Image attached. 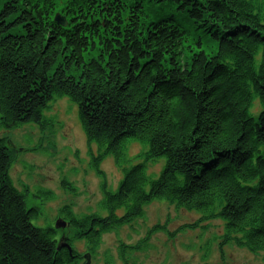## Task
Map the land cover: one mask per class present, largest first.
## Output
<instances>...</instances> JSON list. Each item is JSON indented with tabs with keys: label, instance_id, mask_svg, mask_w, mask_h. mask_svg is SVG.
<instances>
[{
	"label": "trees",
	"instance_id": "trees-1",
	"mask_svg": "<svg viewBox=\"0 0 264 264\" xmlns=\"http://www.w3.org/2000/svg\"><path fill=\"white\" fill-rule=\"evenodd\" d=\"M57 10L67 27L53 20ZM208 23L222 31L215 54L187 60L184 40ZM54 95L77 103L88 138L106 148L99 159L119 158L135 139L167 162L148 193L142 164L125 169L115 191L102 186L106 216L60 209L88 244L152 199L211 215L223 201L216 214L226 231L264 244V110L259 126L246 113L254 96L264 106V0H3L0 125L38 122ZM9 161L1 139L0 264H76V251L32 224L37 212L26 210Z\"/></svg>",
	"mask_w": 264,
	"mask_h": 264
},
{
	"label": "rangeland",
	"instance_id": "rangeland-1",
	"mask_svg": "<svg viewBox=\"0 0 264 264\" xmlns=\"http://www.w3.org/2000/svg\"><path fill=\"white\" fill-rule=\"evenodd\" d=\"M213 31L208 23L190 32L183 42L187 60L200 50L209 56L215 54L218 39L214 36L220 39L222 31ZM260 54L261 49L254 55L256 67ZM263 110L254 96L246 113L259 126ZM1 139L10 153L9 178L22 193L26 189V207L38 211L32 224L44 229L54 227L57 235L70 238L78 250H74L78 253L76 264H264V244L246 245L241 242L242 233L226 231L225 220L216 214L223 201L215 202V213H206L203 220L199 210L152 199L141 206L140 215L132 216L129 225L122 223L101 233L98 242L88 244L75 233L72 237L61 208L70 206L78 216L93 212L106 216L107 212L100 208L102 186L106 191H115L124 178V170L137 164L143 165V173L150 178H158L165 158L148 157L146 143L128 139L119 158L109 152L99 159L106 148L88 138L77 103L68 96L54 95L44 100L38 122L12 128L0 125ZM258 151L256 156L264 157L263 145ZM124 214L123 207L115 212L117 217ZM128 237L132 238L130 242ZM124 241L129 242V247ZM132 244L135 248L130 247Z\"/></svg>",
	"mask_w": 264,
	"mask_h": 264
},
{
	"label": "bare ground",
	"instance_id": "bare-ground-1",
	"mask_svg": "<svg viewBox=\"0 0 264 264\" xmlns=\"http://www.w3.org/2000/svg\"><path fill=\"white\" fill-rule=\"evenodd\" d=\"M4 2H6V0H4ZM59 96H64V95H59ZM76 103V102H75ZM25 123H22V124H20L19 125V127L20 126H23ZM165 158V157H164ZM166 158H165V161H164V164H163V168L165 167V165H166ZM163 168L161 169V171L163 170ZM160 171V172H161ZM144 175L146 176V181H145V183H144V185H143V191L145 192V193H148L149 192V189H150V186H151V182L152 181H154V180H156L157 179V177L156 178H150L149 176H148V174L147 173H144ZM19 191H21V190H19ZM25 191H26V189L24 190V193L23 194H26L25 193ZM25 197V196H24ZM24 201H25V198H24ZM26 205V204H25ZM30 209H33V208H28V207H26V210H30ZM36 212L38 213V211L36 210ZM199 212V214H200V216H201V219H205V217H206V213H202V212H200V211H198ZM37 213H36V216H37ZM119 218V217H118ZM131 221V219L129 220V219H127V221H124V222H121V225H123L122 223H124V224H127V225H129V222ZM120 225V226H121ZM191 226V225H190ZM193 226H195V225H193ZM178 227V226H177ZM61 229H63V230H65V229H67V227H64V226H61L60 227ZM115 228V226H112V227H108L107 228V230H104V232L103 233H106V232H109V230L111 229V230H113ZM49 229H51L53 232H52V235H53V238L55 237L56 239H53L54 240V243H55V247L57 248V249H59V248H65L66 250H68V252H72V251H74L75 250V247H74V245L72 244H69V243H67L66 241V239L64 238V237H66V235H63L62 237H60L61 235H57L56 234V230H55V228L53 227H50ZM48 229V230H49ZM68 230L71 232V236L72 237H74V233H75V236L77 235V233L75 232V230H73L71 227L70 228H68ZM96 230V229H95ZM59 236V237H58ZM80 237V236H79ZM64 238V239H63ZM78 238V237H77ZM132 238L131 237H128L126 240H129V242H130V240H131ZM129 242H126V241H124L123 242V244L124 245H126V246H128L129 245ZM129 247V246H128ZM130 247H132V248H135L134 247V244H132V246H130Z\"/></svg>",
	"mask_w": 264,
	"mask_h": 264
},
{
	"label": "water",
	"instance_id": "water-1",
	"mask_svg": "<svg viewBox=\"0 0 264 264\" xmlns=\"http://www.w3.org/2000/svg\"><path fill=\"white\" fill-rule=\"evenodd\" d=\"M60 24H62V25H64L65 24V22H64V20L61 18V19H58L57 20Z\"/></svg>",
	"mask_w": 264,
	"mask_h": 264
},
{
	"label": "flooded vegetation",
	"instance_id": "flooded-vegetation-1",
	"mask_svg": "<svg viewBox=\"0 0 264 264\" xmlns=\"http://www.w3.org/2000/svg\"><path fill=\"white\" fill-rule=\"evenodd\" d=\"M67 240H68V242H67V243H69V244H71V245H72V240H71L70 238H68ZM75 250L78 252V250H77V249H75ZM77 256H78V254H77Z\"/></svg>",
	"mask_w": 264,
	"mask_h": 264
}]
</instances>
